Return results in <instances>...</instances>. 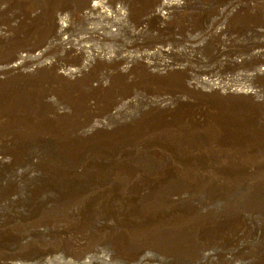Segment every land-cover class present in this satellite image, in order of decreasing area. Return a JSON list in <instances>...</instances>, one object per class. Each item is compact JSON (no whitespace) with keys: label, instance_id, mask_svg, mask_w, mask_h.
<instances>
[{"label":"bare ground","instance_id":"1","mask_svg":"<svg viewBox=\"0 0 264 264\" xmlns=\"http://www.w3.org/2000/svg\"><path fill=\"white\" fill-rule=\"evenodd\" d=\"M35 1L42 7L50 0ZM138 1L86 0L82 15L99 17L90 32L102 41L122 32ZM199 2L215 4L219 14L245 10L264 17V0H158L152 13L165 21L174 10L203 11L192 5ZM60 15L52 17V28L65 43L69 19ZM100 50L92 49L84 68L107 57ZM158 51L121 53L143 62L141 74L120 73L134 89L123 97L108 78L98 77L97 86L79 82L83 67L58 72L38 63L26 69L28 53L0 66V264H264V97L226 86L222 93H245L249 104L207 105L194 118L184 108L133 116L132 107L145 97L141 80L156 83L150 73L162 70L143 55ZM53 84L67 91L48 88ZM85 94L92 101L80 100ZM107 94L118 104L77 124L78 104L92 109ZM168 99L157 101L166 105ZM231 136L251 154L164 153Z\"/></svg>","mask_w":264,"mask_h":264},{"label":"rangeland","instance_id":"2","mask_svg":"<svg viewBox=\"0 0 264 264\" xmlns=\"http://www.w3.org/2000/svg\"><path fill=\"white\" fill-rule=\"evenodd\" d=\"M69 1L61 6L55 0H50L42 7H38L35 0H15L9 4H0V66L8 65L18 60L20 54L28 53L29 58L24 64L26 69L34 68L38 63L47 64L58 72L63 68L81 69L93 48L102 49L107 57L92 59L93 66L88 69L83 67L77 79L97 86L98 77L108 78L109 81H114L123 97L132 95L134 89L128 82H123L125 76L122 81L119 80L122 75L120 73H128L129 76L141 74L139 68L143 62L124 59L121 53L129 50L130 54L139 55L143 50L151 52L160 48L153 55H143V60L151 61L153 66L162 70L166 65L173 68L168 72L160 70V73H150L151 79L156 81L151 85H144L149 80H141L138 91L141 96H145L144 104L141 102L132 107L135 109V113L131 109L133 116L151 111L171 114L184 108L193 112V117L210 109L206 108L207 105L218 103L230 106L235 100L240 101L236 103L238 105L249 104L245 93H238L237 96L222 93L221 88L226 86L248 87L255 90L261 100L264 97V72L256 71L257 68H264L262 14H248L245 10L219 14L215 4L203 5L199 2L192 5L198 9L204 8L203 11L190 9L191 7L182 9L183 11L174 10L168 14L169 19L162 21L152 13L158 0H139L130 10L122 32L118 36L99 41L90 32L91 27L99 25V17L94 14L90 19L84 18L82 11L86 0ZM58 13L64 19H69L65 22L68 25L65 43H61L62 36L55 35L52 28V17H56ZM258 51L260 55H257ZM38 53L39 58H35ZM212 79L219 83L214 91L209 88ZM74 82L77 83L76 86H80L79 82ZM187 82L196 85L189 87ZM49 87L60 93L67 91L62 84ZM91 97L92 95L85 94L80 100H91ZM163 98H169V104H159L157 100ZM115 99L110 94L102 95L95 103H91L92 109L87 108L84 103L78 104L80 112L77 124L85 125L95 116L105 115L111 107L118 104ZM235 140L236 137L231 136L223 140L215 138L206 143L186 142L181 148L175 147L164 153L200 157L251 154L243 144Z\"/></svg>","mask_w":264,"mask_h":264}]
</instances>
